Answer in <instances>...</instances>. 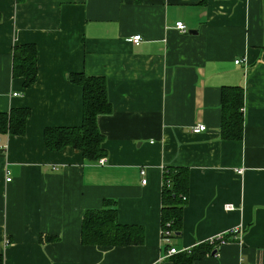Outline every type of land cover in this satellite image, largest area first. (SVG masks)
Masks as SVG:
<instances>
[{
    "label": "crops",
    "instance_id": "0c3cea01",
    "mask_svg": "<svg viewBox=\"0 0 264 264\" xmlns=\"http://www.w3.org/2000/svg\"><path fill=\"white\" fill-rule=\"evenodd\" d=\"M136 34L139 44L127 40ZM28 44L38 50L29 86L14 54ZM72 74L107 81L103 164L46 144V129L82 125ZM234 88L242 132L225 138L222 96ZM21 109L25 132H0L4 264H175L161 239L167 166L188 170L171 246L199 249L236 229L192 264H264V0H0V113ZM106 199L120 224L143 227L142 244L83 243L86 212Z\"/></svg>",
    "mask_w": 264,
    "mask_h": 264
},
{
    "label": "trees",
    "instance_id": "16d2710c",
    "mask_svg": "<svg viewBox=\"0 0 264 264\" xmlns=\"http://www.w3.org/2000/svg\"><path fill=\"white\" fill-rule=\"evenodd\" d=\"M37 47L28 44L14 50L15 71L26 77V85H31L37 76ZM71 81L84 89L83 122L79 127H55L45 131L46 144L52 150H60L71 145L80 149L86 158L99 160L107 155L104 148L105 135L98 126V117L112 111L108 97V84L103 76L72 74ZM231 95V96H230ZM222 96L221 133L225 138H239L242 132L240 106L243 93L239 88L233 94ZM30 112L26 109L14 110L11 113H0V132L10 131L23 134ZM188 170L181 166H167L163 169L161 195V226L169 223L174 236L179 233L182 209L187 199ZM142 226L120 224L117 206L114 201L106 199L99 210L86 212L83 220L82 241L86 245L117 246L140 245L143 243ZM201 246V247H200ZM199 249L192 248L190 253L178 252L173 255L175 264H192L193 260L205 253H211L212 247L203 243ZM169 245H165L167 249ZM198 247V246H197ZM172 256V255H171ZM0 264L4 258L0 255Z\"/></svg>",
    "mask_w": 264,
    "mask_h": 264
},
{
    "label": "built area",
    "instance_id": "2783aa9c",
    "mask_svg": "<svg viewBox=\"0 0 264 264\" xmlns=\"http://www.w3.org/2000/svg\"><path fill=\"white\" fill-rule=\"evenodd\" d=\"M174 27L179 32H182V33L187 32V27L182 21H176L174 24ZM127 40L133 44H139L141 42L142 38H141V35L136 34V35H133L132 37L128 38ZM238 62H239V60H235V63H238ZM191 130L193 132L203 131V130H205V125H203V124L194 125ZM98 162L100 164H103L105 162V157H101L98 160ZM140 172H141V174H144V170H141ZM8 180H10V178H8ZM145 182H146V180L142 179V183H145ZM225 208L226 209H233L234 206L232 204H226ZM237 233H239V231H237L235 229V230H232V231L225 233V234H220V235H216L214 237H210L204 243H207L208 245H210L212 247V249L216 250L220 245L226 243L230 236H232V238H235ZM228 234H229V237H228ZM173 235H174V232L169 228V223H166L165 227H161V239H162L164 245H169V247L166 249L165 256H171V255L178 253V252L190 253L192 250V247H185V248H182L180 250H177L176 247L171 246V239H172Z\"/></svg>",
    "mask_w": 264,
    "mask_h": 264
},
{
    "label": "water",
    "instance_id": "95a60500",
    "mask_svg": "<svg viewBox=\"0 0 264 264\" xmlns=\"http://www.w3.org/2000/svg\"><path fill=\"white\" fill-rule=\"evenodd\" d=\"M212 253H215V250H213Z\"/></svg>",
    "mask_w": 264,
    "mask_h": 264
}]
</instances>
